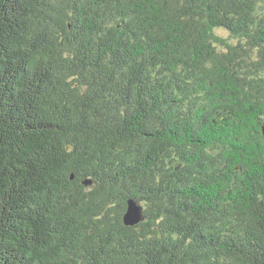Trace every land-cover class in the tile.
Segmentation results:
<instances>
[{"label":"trees","instance_id":"16d2710c","mask_svg":"<svg viewBox=\"0 0 264 264\" xmlns=\"http://www.w3.org/2000/svg\"><path fill=\"white\" fill-rule=\"evenodd\" d=\"M263 128L264 0H0V264H264Z\"/></svg>","mask_w":264,"mask_h":264},{"label":"water","instance_id":"95a60500","mask_svg":"<svg viewBox=\"0 0 264 264\" xmlns=\"http://www.w3.org/2000/svg\"><path fill=\"white\" fill-rule=\"evenodd\" d=\"M71 179H73L72 175H71ZM143 220H144L143 210L140 204L133 199L128 200L126 212L124 213L123 218H122L124 226L133 227L139 224Z\"/></svg>","mask_w":264,"mask_h":264},{"label":"rangeland","instance_id":"374dc122","mask_svg":"<svg viewBox=\"0 0 264 264\" xmlns=\"http://www.w3.org/2000/svg\"><path fill=\"white\" fill-rule=\"evenodd\" d=\"M215 34L218 35V36H220V37H223V38H225V37L227 36V34H225V33H224L223 31H221V30L216 31ZM231 42H233V41H231ZM263 129H264V128H263ZM263 133H264V131H263Z\"/></svg>","mask_w":264,"mask_h":264}]
</instances>
